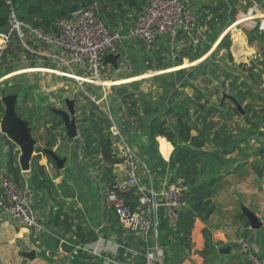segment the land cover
<instances>
[{
  "label": "crops",
  "instance_id": "0c3cea01",
  "mask_svg": "<svg viewBox=\"0 0 264 264\" xmlns=\"http://www.w3.org/2000/svg\"><path fill=\"white\" fill-rule=\"evenodd\" d=\"M237 2L239 13L235 23L229 20L230 11L233 6H236L234 5L235 0H221L217 5L223 11L225 22H227L225 29L218 32L219 41L210 45V48L193 64L174 63L169 64L170 66L165 69H159L160 72L155 74L161 75V78L158 79L163 81L159 85V91L162 94H155L156 96L154 95L152 98H140L139 113L142 117V123L138 129L123 135L124 141L138 152L146 167L142 170L141 181L148 188L153 186L157 190H162L168 183L181 180L177 176L178 165L175 162L176 151L174 146L165 138L150 136L149 125L151 120L164 115L168 108L180 104L185 99L184 95L190 97V94L186 92L187 88H190L189 85L193 83L194 74L206 64L208 59L215 57L216 49L225 37H228L231 46L234 43L235 48H238L236 51L234 48V53H237L238 50L242 51L240 55L236 54L235 57L238 59V63L247 69L248 75H244L241 73L242 71L239 73L235 71L234 68L238 69V66L241 65L235 64L233 55H231L232 59L230 60L228 57L230 54L225 57L223 54L222 62L220 61L222 67L228 71L231 69L234 71L233 74L240 78L247 77L246 81L248 82L245 83L252 87L256 97L261 98L259 100L260 106L264 109V61L259 63L255 60L249 61V57L256 58L254 56L256 47L249 46V35H253L256 40L262 41L264 47V32H259V30L258 32H243L239 27L252 17L255 20H264V9L258 7L259 15L245 16L239 8L244 5V0H237ZM127 30L129 28L123 29V31ZM207 30V27L201 26L198 31H195V35H191L195 45L200 43L203 33H208ZM233 30L237 32H231ZM257 33L258 37L255 35ZM182 37H180L179 45L184 41ZM239 39L244 42L243 45L238 41ZM161 42L164 47L172 46L165 39H162ZM203 48L207 49L208 44H204ZM119 55L121 58L118 66L123 59L121 52ZM47 66L50 68L31 69V71L49 72L52 68H57L49 64ZM58 67V69H62L61 66ZM105 69L117 71L119 67L115 69L111 64H105ZM183 70L187 71L184 75L178 74ZM144 78V75H138L125 82L139 81V90L143 92L147 89L145 85L153 81L152 79V81L143 83ZM70 80L72 79L67 78V82ZM122 81L116 82V85L121 84ZM252 81H254L253 84ZM226 99L234 98L228 93L225 94L222 97L221 110H223ZM238 107L241 108L239 110L244 115V108L240 104ZM50 110L52 112V109ZM226 111L230 113L229 110L226 109ZM255 113L261 115L258 111ZM3 118L4 116L1 125ZM251 124L252 122L249 123L246 136H242L236 132L237 130L233 131L229 128L225 143L216 144L214 141L200 152L201 161L198 167L201 164L202 166L199 169L205 167L204 172L208 180L216 177L219 180L212 187L213 213L206 221L199 218L195 220L190 236V248L182 245L177 226H173L169 222L163 202L158 199L157 242L165 254L163 264H252L244 259V247H248L250 252L264 262V155L260 154L261 148H264V142L261 139L264 134L262 135L263 132H261L259 125ZM1 125L0 132L2 133ZM50 126L47 125L46 128H50ZM216 127L218 126L212 128V138ZM30 129L32 134L33 129L31 127ZM60 129L51 131L49 137L55 136ZM44 130L45 127L40 130V134ZM2 135L5 134L2 133ZM228 136H231L230 141ZM5 137L8 138L6 135ZM32 137L36 140V149H38L39 136L37 135L35 138L32 134ZM78 137L76 139H79ZM66 138H68L67 135ZM3 143L0 139V175L6 172L7 147ZM56 146L53 149H48L42 144L41 147L44 148L43 152L47 149L56 153ZM115 147L118 148V146ZM18 149L20 150L19 147ZM40 164L46 167L48 178L53 185V191L49 192L44 187L35 186L30 180L31 169L29 172H23V174L27 179L25 190L30 208L42 227L41 229L22 227L17 223L0 218V264L144 263L147 250L156 244L155 236L146 239L140 234L130 233L122 225L109 197L110 188L102 181V178L99 179V173L96 174L91 169L82 174L79 172L75 183L64 179L63 174L53 173L55 170L49 164L47 157L43 156ZM258 171L262 172V176L259 175ZM114 173L116 179L124 177L125 168L123 164L116 165ZM134 197V199L132 197L129 199L131 203H135L136 196ZM244 209L257 215L261 223L260 229L255 230L251 227L244 214ZM58 213H61L62 220L67 219L71 223L70 230L52 223ZM78 229L94 232L96 239L89 243H83L76 235ZM32 253L35 254L33 258L26 256ZM51 253L55 255L50 256Z\"/></svg>",
  "mask_w": 264,
  "mask_h": 264
},
{
  "label": "trees",
  "instance_id": "16d2710c",
  "mask_svg": "<svg viewBox=\"0 0 264 264\" xmlns=\"http://www.w3.org/2000/svg\"><path fill=\"white\" fill-rule=\"evenodd\" d=\"M262 1L253 0L254 3L264 5ZM92 2L99 4V17L110 28L118 27L127 18L133 17L136 19L145 4V0H0V32H8L10 12L13 9L21 22L29 24L34 28L43 29L45 32L56 34L59 31L57 24L59 21L71 16L72 8H85ZM235 2L234 5L236 6H233L230 13L229 20L231 21L236 20V16L239 13L237 0ZM197 15L200 27H207V32L212 37L218 35V32H216L218 23L226 21L221 8L214 4H204L199 9ZM258 29L259 26H257L256 30ZM182 36L191 39L192 44H194L192 37L184 34H179L177 42L180 41V37ZM254 39L253 35H249L250 42L254 41ZM238 41L241 45L244 44L242 40L239 39ZM28 44L34 51L46 50L44 46H40L33 41H30ZM230 46V40L228 37H225L218 45L215 54L223 49L229 50ZM203 50V47L198 48L199 52H203ZM241 52V50H238V55ZM185 57H190V55L185 53L181 59ZM39 58L38 54L32 53L22 45L18 36H14L11 44L3 54L0 74L12 73L19 67L18 62L21 61H30V64L24 65L26 68L35 67L37 61L40 60ZM147 65L148 70L152 69L149 61ZM209 66L213 69V76L216 72H222L223 75L233 78L234 82H239L237 76L227 74L224 69L218 66L215 63V59H208L206 64L201 68L207 69ZM165 68H167V65L159 66V69ZM186 72V70H183L181 73ZM196 78L197 75L194 76V80H197ZM209 83L211 81H205V85ZM232 84L234 83L232 82ZM189 87L194 91L193 96L187 97L180 104L168 108L164 115L153 118L149 125L150 136L153 138H165L174 146L176 151L175 162L178 165L177 176L190 187V191L186 195L189 207L181 213L180 221L177 225L180 241L186 248H190V236L195 220L199 218L206 221L213 213L211 201L212 187L218 182L219 178L216 177L208 180L204 172L205 167L199 169L198 164L201 161V150L214 142L212 128L220 125L215 117L221 110L220 106L207 108V100L204 101L205 95L203 92L194 85H189ZM31 89V85L25 86V90L20 96V101L16 105V112L19 117L29 121V125L33 129V136L37 138L38 135L39 141L45 148L53 149L57 139L56 136L49 137L50 133L62 128V126L63 131L66 133L64 123L60 116L52 113L50 109H47L44 113H40L37 110L34 114V120L30 117H23L20 108L22 105L31 108L35 106L31 96ZM129 90V86H115L112 89V95L115 100L111 106V113L123 134H129L133 130L138 129L142 123V117L139 113V100L135 92ZM216 93L219 94V92ZM258 100H261V98ZM236 101V98L231 99L232 107L228 116L225 117L226 120H231L236 115L247 119V112L243 115L238 107L239 102L237 103ZM225 106L228 107L226 104ZM28 112L33 115L31 110ZM4 113L5 106L3 102H0V118L4 116ZM199 113H206V116L203 118L204 121L196 119ZM76 119L80 135V150L82 151L83 158L89 160L91 163H95L99 167V171H103L102 181L111 189L117 180L114 173L115 166L122 164V159L114 148L115 141L110 131L112 123L98 105L82 94L76 100ZM249 123L251 122L249 121ZM47 125H51L50 128H46ZM43 127H45V133L40 134V130ZM5 139L7 146L5 156L6 175L20 188L25 189L27 179L20 167L21 151L14 142L8 138ZM228 139L230 141L231 136H228ZM35 152L37 154L31 162L30 180L35 186L44 187L51 192L53 191V185L48 178L46 167L41 165L40 161L45 156L54 170L60 172L59 167L49 155L43 152V149H37ZM260 154L264 155V148H261ZM258 172L262 176V172ZM1 196L2 191L0 189ZM131 197L135 198L133 191L127 193V198L130 199ZM131 204L133 205L134 203ZM52 223L57 226H64L68 230L71 228V223L67 219H61V213L56 215ZM76 235L83 243H89L96 239V234L92 231L78 229Z\"/></svg>",
  "mask_w": 264,
  "mask_h": 264
},
{
  "label": "built area",
  "instance_id": "2783aa9c",
  "mask_svg": "<svg viewBox=\"0 0 264 264\" xmlns=\"http://www.w3.org/2000/svg\"><path fill=\"white\" fill-rule=\"evenodd\" d=\"M194 1L145 0L143 10L138 13L133 25L127 31L108 27L99 17L100 6L96 2L77 9L71 13V16L59 21L57 24L59 31L56 34L21 22L12 9L8 32H0V69L4 52L13 37L18 36L26 49L38 54L46 64L57 67L49 72L74 80L78 84V92L98 105L110 119L112 123L110 131L115 146L120 149L119 157L122 159L125 175L116 180L109 190V197L116 216L130 233L140 234L146 239L155 236L156 244L147 250L143 264H163L165 254L157 242L158 199L163 202L169 222L177 226L181 213L189 207L186 195L190 187L183 180H177L168 183L162 190H157L153 186L148 188L141 181L142 170L146 167L138 152L124 141V135L111 113L109 91L116 84L105 77V57L119 54V47L126 41L138 42L150 50L162 39L174 45L179 43L177 42L179 34L195 35L198 15L193 9ZM249 1L253 2V0ZM255 10H258L257 4L252 12ZM30 41L44 46L46 50H32L28 44ZM58 66L62 69H58ZM7 77L10 76L2 79ZM1 85L0 102H3ZM92 89L98 90L100 95H96L91 91ZM1 120L2 118L0 125ZM0 189L1 219L12 221L22 227L41 229L42 226L30 208L26 190L11 181L6 172L0 175ZM130 191L136 196L133 205L127 198V193ZM243 255L244 259L252 264H264L250 252L248 247H244Z\"/></svg>",
  "mask_w": 264,
  "mask_h": 264
},
{
  "label": "rangeland",
  "instance_id": "374dc122",
  "mask_svg": "<svg viewBox=\"0 0 264 264\" xmlns=\"http://www.w3.org/2000/svg\"><path fill=\"white\" fill-rule=\"evenodd\" d=\"M221 0H195L193 2L194 5V12L196 15L198 14V8H200L204 4H214L218 5ZM264 2V1H262ZM249 4V5H248ZM257 4V7L262 9L264 7L263 4L260 3H255ZM254 2L249 1V0H244V5H241L239 8L242 10V13L245 14V16H255L259 15L258 10H255L252 12V10L255 7ZM248 5V6H247ZM231 12V11H230ZM252 12V14H251ZM251 14V15H250ZM242 15V14H241ZM238 15L236 16L237 19ZM246 17V18H249ZM230 18V17H229ZM249 20V21H248ZM245 23H242L239 27L243 30V32H264V20L263 19H254L253 17L251 19H248ZM135 21V18H130L126 19V21H123L119 24L118 28L121 27L122 29H128L130 28L131 25H133ZM236 21V20H234ZM233 21V22H234ZM232 22V23H233ZM227 22H219L218 26L216 28V32H222L225 27ZM235 23V22H234ZM257 26H259V29L256 30ZM200 28L199 22L196 24V31H198ZM238 28V29H240ZM206 32V31H205ZM215 32V31H211ZM228 32V31H227ZM231 32H237L236 30H233ZM219 35V34H218ZM217 37H212L208 33H203L199 45L192 44L191 39H187V37H183L182 40L183 43L179 45V43L170 45L168 47H164L162 45L163 43L158 42L152 49L147 50L145 47H143L140 43L135 42V41H126L124 42L120 47H119V52L123 54V59L121 64L119 65V69L117 71L113 70H106L105 69V77L109 79L110 81L114 82H120L122 81L121 84L116 85L119 87H125L129 86V91L135 92L137 95V98L140 102V98L146 99V97L152 98L155 94L161 95L162 93L159 91V85L163 83V81L159 80L158 78H161L160 74H155L159 73V66L161 65H167L168 67L171 64L174 63H179L182 65H185L186 63L193 64L195 61H198L200 56H202L209 48L210 45L214 44L215 42L219 41L218 36ZM257 37L259 36L258 33L255 34ZM248 37V36H247ZM256 38V37H255ZM247 41V40H246ZM222 42V41H220ZM208 44V48L204 49L203 52H199L198 48H202L204 44ZM249 46H255V53L253 57H249V61L255 60L257 63L264 61V47H263V42L259 41L258 39H254V41L249 42ZM234 43L232 44L231 48L228 50H221L219 53L215 54V57H212V59H215V63L220 66L222 69L221 65V58L224 54V57L226 55H229V59L231 60V55H233L234 62L237 65H241L238 63V59H236V54L234 53ZM238 48H235V51ZM232 52V53H229ZM185 53L189 54V58L181 59L182 55ZM41 60V58H39ZM181 59V60H180ZM37 61L35 67H24V65L30 64V61H21L18 62L19 67L15 69L12 73H6L4 75H0V84L1 87L4 89L11 87L14 89L20 88L22 92L25 90V86H32V98L34 100L35 106L31 107H25L21 106V113L23 117L28 118L30 117L32 120H34V114L38 110L40 113L46 112L47 109H63L66 110V104L65 102L67 100H77L78 95L80 94L78 91V86L74 80H70L67 82L66 77H62L61 75L57 73H49V72H44V71H31V69H38V68H47V64L41 60ZM148 61L152 65V69L148 70L147 69V63ZM186 61V62H185ZM221 61V62H220ZM170 64V65H169ZM178 64V65H179ZM230 69V68H229ZM237 73L241 72L244 75L246 73V68L241 66H238V69L234 68ZM245 69V70H244ZM53 70V69H51ZM225 70V69H224ZM227 74H231L232 76H236L233 74L234 71H228L225 70ZM250 71V70H249ZM213 69L209 66V68L204 69V68H199V71L194 74L197 75V80H192L194 85L197 89L203 92L205 95V100L207 104V108H213V107H218L222 105V97L225 94H230L233 96V98L237 99V103L240 104L245 113L247 112L248 117L247 119L243 116H235L234 119L226 121L225 117L228 116L229 112L227 110H231L232 103L231 99L225 100L223 104V110H221L220 113H217L215 119L220 123L218 127L215 128L213 132V140L215 141L216 144H222V142H226V137H227V132L230 129L233 131L239 132V134H242V136H246L247 134V128L249 127V121L252 122L251 125H259L262 135L264 134V109L261 108L259 98L256 97V94L253 93L252 87L246 84L245 82L247 80V77L239 78V82H234L233 78L223 75L222 72H216V74L213 76L212 74ZM184 75V73H178ZM10 76L7 77L6 79H2L5 76ZM138 75H144L143 83H146L148 81H153L147 83L145 89L143 92H141L140 89V83L134 82V83H126L125 81L128 80L129 78H132L134 76ZM250 75V73H249ZM221 78V79H220ZM264 79V75H263ZM211 81V83L205 85V81ZM232 82L234 84H232ZM252 84L254 81L251 82ZM34 86V87H33ZM264 86V85H263ZM115 87V86H114ZM114 87H111L109 93V102L112 106L114 104V96L112 95V89ZM233 89V90H232ZM93 91L96 95H100L98 90H91ZM21 92V95H22ZM193 90L191 88H187V94H190V96H193ZM216 92H219L217 94ZM20 95V96H21ZM156 96V95H155ZM187 95H184V98H187ZM49 98V101H47ZM208 100L209 103H208ZM243 100H247V102H243ZM20 101V100H19ZM18 101V102H19ZM227 101V102H226ZM226 102V103H225ZM243 102V103H242ZM230 103V104H229ZM225 104L230 107H226ZM248 104V105H247ZM255 107V109H253ZM31 108V109H30ZM31 110L33 112V115L30 114L28 111ZM258 111L260 116L256 114L255 112ZM206 116V113H199L196 119H202ZM22 118V117H21ZM23 119V118H22ZM24 120V119H23ZM29 122L28 120H25ZM209 122V121H208ZM60 129L59 132L56 133V148L55 151L60 156L61 159H66L67 163L64 165V169L61 170L60 172H57L56 170L53 173L56 174H63L64 179H68L69 181L77 182L79 172L85 173L88 172L90 169L94 171V173L98 174L99 173V179H101V176L103 175V171H99V167L95 165V163H91L89 160H86L83 158L82 151L80 150V137L79 139H68L66 138V133ZM45 133V130L43 131ZM225 138H222V137ZM5 135H2L0 132V139L3 141V145L6 146V139ZM262 141L264 142V137H261ZM37 147L38 149H44L42 148V144L38 142ZM41 145V146H40ZM7 147V146H6ZM116 153L119 155L120 151L119 148L114 147ZM37 150V149H35ZM37 154V153H36ZM199 165V167H201ZM207 167V166H206ZM65 174V175H64Z\"/></svg>",
  "mask_w": 264,
  "mask_h": 264
},
{
  "label": "water",
  "instance_id": "95a60500",
  "mask_svg": "<svg viewBox=\"0 0 264 264\" xmlns=\"http://www.w3.org/2000/svg\"><path fill=\"white\" fill-rule=\"evenodd\" d=\"M76 7L71 9L75 12ZM120 55H107L105 57V64H111L115 69H118ZM22 90L20 88L14 89L11 87L3 90V104L5 106L4 118L1 125L2 133L5 134L9 140L14 142L21 150L20 167L23 172H29L31 169V162L36 155V140L32 137L29 122L23 120L16 112V105ZM67 109H52V112L62 119L64 127L67 131V136L70 139H76L79 136L77 119H76V101L67 100L65 102ZM239 109H241L239 107ZM57 164L60 170L64 169L66 163L65 159H61L54 151L44 150ZM244 214L248 218L251 227L255 230L260 229L261 223L256 214L244 209ZM34 253L26 255L28 258H33ZM55 255L51 253L50 256Z\"/></svg>",
  "mask_w": 264,
  "mask_h": 264
}]
</instances>
